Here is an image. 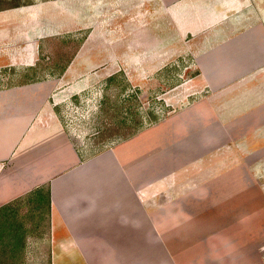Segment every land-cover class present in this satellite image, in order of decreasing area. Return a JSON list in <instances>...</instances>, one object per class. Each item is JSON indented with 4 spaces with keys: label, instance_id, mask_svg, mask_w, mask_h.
<instances>
[{
    "label": "rangeland",
    "instance_id": "1",
    "mask_svg": "<svg viewBox=\"0 0 264 264\" xmlns=\"http://www.w3.org/2000/svg\"><path fill=\"white\" fill-rule=\"evenodd\" d=\"M15 6L49 11L48 80L62 81L56 110L78 157L146 148L143 175L128 171L145 185L147 264H264V118L236 110L248 84L232 75L264 0H0ZM224 66L236 71L218 78ZM45 191L0 208V241L4 228L23 236L8 264H74L55 244L67 233L48 234Z\"/></svg>",
    "mask_w": 264,
    "mask_h": 264
},
{
    "label": "crops",
    "instance_id": "2",
    "mask_svg": "<svg viewBox=\"0 0 264 264\" xmlns=\"http://www.w3.org/2000/svg\"><path fill=\"white\" fill-rule=\"evenodd\" d=\"M42 6L0 8V208L48 189L50 233L55 226L67 233L55 243L64 262L147 264L156 253L145 254V185L137 169L142 166L143 175L140 155L146 148L126 141L98 158L78 157L56 110L64 103L65 95L54 93L62 81L48 80L49 11ZM251 27L239 39L252 49L236 51L239 71L232 75L248 84L240 90L236 110H252L257 119L264 118V22L253 19ZM230 71L236 69L224 66L217 76L225 79ZM211 108L219 111L218 105ZM131 166L136 174L130 175ZM177 227L183 230L175 220L169 232Z\"/></svg>",
    "mask_w": 264,
    "mask_h": 264
},
{
    "label": "trees",
    "instance_id": "3",
    "mask_svg": "<svg viewBox=\"0 0 264 264\" xmlns=\"http://www.w3.org/2000/svg\"><path fill=\"white\" fill-rule=\"evenodd\" d=\"M45 188H42V189H37L31 193H29L28 195H26L25 197H31V196H36L38 194H41V192L45 191L46 193V208H47V219H48V234L50 235V201H49V194H48V189H45ZM42 199V196L40 199H38L37 201H40ZM5 229V228H4ZM3 229V233H4V236L2 235L1 236V241H0V264H8V258H9V255H13L15 254L14 256L16 257V261H17V256H18V252L20 250V246L23 244L21 243L20 241V238L22 239V235L20 234V238H19V233L18 231L16 230V238L14 239V234L13 232L11 233V230L9 228H6L5 230ZM18 235V236H17ZM4 240V241H3ZM7 240V241H6ZM16 249V251H15ZM15 251V253H14Z\"/></svg>",
    "mask_w": 264,
    "mask_h": 264
},
{
    "label": "bare ground",
    "instance_id": "4",
    "mask_svg": "<svg viewBox=\"0 0 264 264\" xmlns=\"http://www.w3.org/2000/svg\"><path fill=\"white\" fill-rule=\"evenodd\" d=\"M206 65V64H205ZM203 66V65H202ZM203 67H205V66H203ZM207 67V66H206ZM206 70H207V68H206ZM194 115V114H193ZM198 119V118H197ZM210 132V131H209ZM178 150V149H177Z\"/></svg>",
    "mask_w": 264,
    "mask_h": 264
}]
</instances>
